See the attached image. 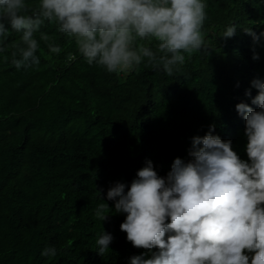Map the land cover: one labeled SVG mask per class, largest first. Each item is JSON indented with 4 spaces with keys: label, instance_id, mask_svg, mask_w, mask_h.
I'll use <instances>...</instances> for the list:
<instances>
[{
    "label": "trees",
    "instance_id": "1",
    "mask_svg": "<svg viewBox=\"0 0 264 264\" xmlns=\"http://www.w3.org/2000/svg\"><path fill=\"white\" fill-rule=\"evenodd\" d=\"M29 15L39 0H26ZM206 52L195 53L173 76L142 64L129 73L110 74L89 65L74 41L45 21L40 32L62 49L50 53L41 42L40 64L17 69L11 44L21 33L5 21L9 35L0 47V264H130L134 248L126 234L115 236L107 253H92L90 233L115 183L130 186L151 161L164 178L174 159L188 161L192 138L212 135L234 144L238 156L247 145L245 122L235 110L250 84L246 71L264 63V0H206ZM235 35L223 38L229 26ZM251 29L259 41L243 30ZM37 39L39 33L36 34ZM72 53L75 60L68 61ZM257 54L258 60L252 56ZM253 71V72H254ZM242 121V120H241ZM240 121V122H241ZM55 257L41 256L45 247Z\"/></svg>",
    "mask_w": 264,
    "mask_h": 264
},
{
    "label": "clouds",
    "instance_id": "2",
    "mask_svg": "<svg viewBox=\"0 0 264 264\" xmlns=\"http://www.w3.org/2000/svg\"><path fill=\"white\" fill-rule=\"evenodd\" d=\"M207 10L206 0H39L29 15L26 0H0V38L9 35L7 21L21 33L10 46L12 64L39 65L41 42L50 53L62 51L54 36L39 31L48 21L74 41L89 65L126 74L146 63L171 77L188 58L208 50ZM243 31L259 41L251 29ZM235 32L236 26H229L222 37ZM75 59L68 54V61ZM245 69L242 84L251 89L235 110L243 117L239 124L245 122L247 145L240 151L248 160L232 150L235 145L224 133L222 139L212 135L210 126L203 138H192L191 159H174L166 177L146 161L127 192L123 183L111 186L106 199L116 201L115 212L122 214L109 217L103 189L95 190L100 201L95 218L103 226L90 233L92 253L104 255L113 238L125 233L144 251L133 254L130 264H264V63L256 71ZM56 255L54 246L41 252Z\"/></svg>",
    "mask_w": 264,
    "mask_h": 264
}]
</instances>
